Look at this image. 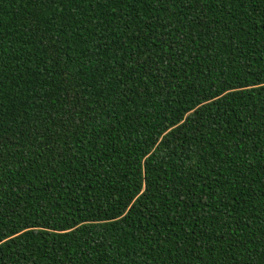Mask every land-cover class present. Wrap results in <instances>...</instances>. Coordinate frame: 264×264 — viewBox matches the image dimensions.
Wrapping results in <instances>:
<instances>
[{
  "label": "trees",
  "instance_id": "obj_1",
  "mask_svg": "<svg viewBox=\"0 0 264 264\" xmlns=\"http://www.w3.org/2000/svg\"><path fill=\"white\" fill-rule=\"evenodd\" d=\"M0 264H264V0H0Z\"/></svg>",
  "mask_w": 264,
  "mask_h": 264
}]
</instances>
